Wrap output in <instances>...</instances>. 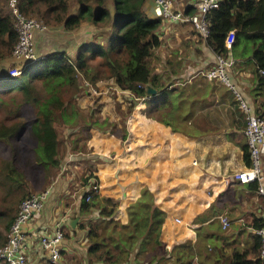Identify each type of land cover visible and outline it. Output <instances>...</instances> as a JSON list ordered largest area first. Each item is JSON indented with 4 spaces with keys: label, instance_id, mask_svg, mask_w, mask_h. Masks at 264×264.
Returning a JSON list of instances; mask_svg holds the SVG:
<instances>
[{
    "label": "trees",
    "instance_id": "obj_1",
    "mask_svg": "<svg viewBox=\"0 0 264 264\" xmlns=\"http://www.w3.org/2000/svg\"><path fill=\"white\" fill-rule=\"evenodd\" d=\"M17 1L23 15L36 16L67 38L78 34L83 26L92 25L94 32L82 31L66 48L36 50L42 55L40 59L27 62L19 75H9L10 66L22 65V62L10 61L18 33L8 3L7 10L0 4V185L7 195L14 196L15 192V199L2 210L0 207V247L6 242L21 202L46 189L51 172L61 167V151L84 153L85 161H107L102 154L85 153L89 152L87 141L92 130L109 132L126 140L130 114L139 100L148 95L146 86H155L150 57L162 42L160 27L168 21L162 16L151 17L145 11L148 0ZM218 1V7L208 14L210 34L207 39L200 35L201 38L214 52H226L225 36L236 27L238 31L231 49L247 42L257 66L264 67V0ZM182 7L185 13L196 11L186 3ZM101 27L109 31L106 43L98 36L92 37ZM42 33L35 35L37 48L41 45ZM85 33L87 37L83 36ZM95 60L98 61L92 64ZM96 63L105 66L111 83L100 85L97 80L100 67ZM259 76L264 85V75ZM41 89L46 91L42 98L39 97ZM30 107H35L34 114L23 115L21 109ZM106 136L116 142L115 137ZM25 138L33 143L24 144ZM24 147L30 150V156L19 152ZM243 152L249 166L247 142L243 144ZM29 167L42 172L40 185L30 186ZM92 170L82 174L81 184L86 187L80 194L77 210L86 223L76 227L87 232L88 260L99 264H196L194 257L201 253L199 240L175 246L172 251L165 247L162 226L166 212L157 206L149 188L144 187L137 200L127 207L128 221L124 223L114 218L120 200L99 194L94 188L98 181ZM91 178L92 182L88 181ZM23 184L28 188L24 189ZM32 188L40 190L31 192ZM92 219L98 220L92 222ZM262 224H256V228ZM258 238L257 247L261 243ZM252 263L245 251L233 252L231 264ZM0 264L9 263L0 258Z\"/></svg>",
    "mask_w": 264,
    "mask_h": 264
},
{
    "label": "crops",
    "instance_id": "obj_2",
    "mask_svg": "<svg viewBox=\"0 0 264 264\" xmlns=\"http://www.w3.org/2000/svg\"><path fill=\"white\" fill-rule=\"evenodd\" d=\"M197 1L182 0L181 6H194ZM145 8L147 11L148 5ZM160 31L162 42L150 57L155 77V86H151L156 93L139 100L128 120L129 133L133 131L136 137L140 133L142 137L138 138L146 143L137 139L142 141L139 144L135 139L129 147L130 136L122 141L109 132L93 129L86 150L94 145L103 152L85 153L102 154L107 161H85L84 153L61 151L71 160L64 166L65 157L60 153L61 167L51 172L45 186L50 189L45 207L25 227L28 264H51L40 240L54 233L59 222L64 231V260L59 264L100 263L88 260L87 232L76 228L86 223L77 207L86 187L81 184L82 174L90 168L100 183L99 194L120 200L115 219L128 221L127 207L137 200L144 187L154 194L159 208H170L162 226V234L172 244L168 251L199 240L204 253L194 257L196 264H231L235 250L245 251L252 264L259 263L261 243L257 247L256 224L264 222V198L258 184L241 183L230 177L225 183L227 175L247 166L243 152L247 113L230 86L204 75L215 64L216 52L191 24L166 21ZM230 56L233 63L227 72L231 83L251 112L264 117V85L251 47L247 42L236 44ZM156 117L159 119L153 120ZM107 134L115 137L116 142L109 141ZM136 146L140 149L135 150ZM194 160H198L197 165L192 164ZM170 166L186 169L178 177L170 174ZM261 173L264 189V156ZM175 182H179L178 187H174ZM212 186L210 192L204 190ZM221 215L230 221L226 229L221 226ZM75 218L78 221L73 226ZM175 218L181 221L176 222Z\"/></svg>",
    "mask_w": 264,
    "mask_h": 264
},
{
    "label": "built area",
    "instance_id": "obj_3",
    "mask_svg": "<svg viewBox=\"0 0 264 264\" xmlns=\"http://www.w3.org/2000/svg\"><path fill=\"white\" fill-rule=\"evenodd\" d=\"M17 2V0H8L10 11L15 16V24L18 33V39L12 50V59L14 61L18 60L22 62V65L18 64L16 66H10L7 71L9 75H19L23 70L22 66H25L27 62L40 59L42 57V55L36 54V51H34L35 35L37 32H43L47 27L43 20L23 15L18 9ZM218 5V0H199L194 5L196 8L194 13H185V8L181 6L180 0H148L147 11L151 17L162 16L171 22L187 21L204 39H207L210 34V18L208 14L212 9L218 7ZM236 32L237 29L235 28H232L227 32L224 42V46L227 51L215 53V64L208 71H206L204 75L208 79H218L230 86L235 91L241 107L247 113L244 134L246 136V142L249 146L251 162L249 166L227 175L225 183H227L229 177L234 178L241 183L257 182V189L264 198V189L261 185L263 178L261 173L262 157L264 156V118L251 112L247 101L231 83L227 72L228 68L233 63L230 51L236 39ZM258 71L260 74L264 75V67H258ZM86 84L88 85L89 82L86 81ZM92 90L96 91L94 87ZM147 94V96H143L141 99H147L150 96L149 93ZM158 119V117L155 119L153 118V120ZM136 141L137 143H140L139 140L136 139ZM169 157L170 156H168L166 160H169ZM192 164L197 165L198 160H194ZM185 169L186 168L177 170L172 166L169 167L170 174L178 177H181ZM184 181L187 182L186 180ZM178 186L179 182H175L174 187ZM94 188L96 190H100V183L96 182ZM212 188L213 186L204 190L206 192H210ZM49 190V188L41 190L21 202L18 214L7 232L6 242L2 247H0V258L3 261L8 262L9 264H28L27 256L24 251L27 239L25 227L29 224L30 220L45 207ZM163 209L166 214L168 213L169 215L170 208L169 210H166L163 207ZM175 221L180 222L181 219L175 218ZM220 222L223 229L228 228L230 225L229 219L224 215L220 216ZM257 233L261 240L259 264H264V222L261 227L257 228ZM63 238L64 231L61 227V222L56 225L54 233L41 237L40 244L45 251L50 253L49 262L51 264H59L61 262L59 259L62 256L61 246ZM162 241L165 243V247L167 249L171 247L172 244L166 240L163 234ZM167 256H169V254H167Z\"/></svg>",
    "mask_w": 264,
    "mask_h": 264
},
{
    "label": "rangeland",
    "instance_id": "obj_4",
    "mask_svg": "<svg viewBox=\"0 0 264 264\" xmlns=\"http://www.w3.org/2000/svg\"><path fill=\"white\" fill-rule=\"evenodd\" d=\"M7 3H8V0H2L0 2V4L2 5V9H5V10L8 9ZM35 18H37V17L35 16ZM46 26H47L46 27V30H44L43 33H42V35H44V36H42L41 37V40H40L41 45L37 48L36 47V41H35V49H34V51L38 50V52H39V51H42L41 49H43V48H47L45 50H49L51 48H54V49L55 48H59V49L60 48H66L69 45L70 41H73L78 35L81 34L82 31L83 32H90V31L91 32H94V27L92 25H90V26H83L78 31L79 32L78 34L74 35L73 37L67 38L66 35L59 34V33H57V31L55 29H51L50 27H48L47 24H46ZM108 32L109 31L107 30V28L101 27L100 29H98V32H96L92 37L95 39V37L98 36V37H100V40H102L103 43H106V37L108 35ZM83 36L84 37H87L88 35H86V33H85ZM35 40H36V38H35ZM42 52H44V51H42ZM36 54H37V51H36ZM98 60L92 61V64H94ZM10 61L11 62H15L16 64H18L20 62L18 60L17 61H14L12 58H10ZM8 62L9 61H7L6 63L8 64ZM96 66H98V68L100 67V71H99V76L100 77H98V79H97L98 82H100V85L111 83L112 82V79L109 77L107 71L104 70L105 66L104 67H101L100 63H96ZM2 68H4V67H2ZM65 88L66 87H64V89ZM45 94H46V91L44 89H41V91L39 92V97L42 98V97L45 96ZM118 98L120 99V97H118ZM85 101H86V99L83 100V102H85ZM145 102L148 103V100L145 101ZM122 111H125V109L123 108ZM21 112H23V115H26V116L31 115L32 116V114H34V112H35V107H33V108L30 107L28 109L27 108L21 109ZM114 112L116 113V112H118V110H114ZM132 113L130 114L131 117H133V114ZM26 116H25V118H27ZM130 116H129V120H130ZM93 131H92V134H93ZM92 134H91V137L89 138V142L92 140ZM128 136H130V141H132L131 139H141V138H138V136H141V134L139 133L138 136L136 137L134 135V132L133 131H132V133H128ZM97 137H98V135H97ZM142 141L144 143H146L145 140H142ZM142 141L140 143H142ZM27 143H31L32 144L33 142L29 138H25L24 139V144H27ZM129 143H131V142H129ZM105 144H106V140H105ZM133 145L134 144L131 143L129 147H132ZM93 146L92 145L90 146V148H89L90 151L89 152H103L101 147L96 148L95 146L94 147ZM118 149H119V147H118ZM137 149H140V147L136 146L135 147V150H137ZM145 149L147 151L148 147L145 146ZM105 150H106V152H109L107 149H105ZM19 152H27V154L29 156L31 154L30 150L27 147L22 148L21 150H19ZM60 153H61L62 157H65L64 162H63V165L64 166H67V164L69 163V161L71 160V158L70 157H67V154L66 153H62V152H60ZM77 156H79V155H77ZM25 159H26V155H25ZM39 172H40V170H35V169H32L31 167L27 168V177L30 180V182H29L30 186L33 185V184H35V185H40L41 184L42 172H40V173ZM1 177L2 176L0 174V180H1ZM22 187L24 189L28 188V186L26 184H23ZM31 192H33V191L31 190ZM12 199H15V192H14V196L7 195V194H5L3 187H1V185H0V207H1V210L3 209L4 206H7L8 203H11L10 200H12ZM0 227H2V226L0 225ZM46 253H47V257L49 258L50 253H48V252H46ZM201 253L203 254L204 253V250H202ZM59 260L60 261H63L64 260V257L61 256ZM69 262H72V261L69 260ZM73 264H76V261L73 262ZM132 264H133V262H132Z\"/></svg>",
    "mask_w": 264,
    "mask_h": 264
},
{
    "label": "water",
    "instance_id": "obj_5",
    "mask_svg": "<svg viewBox=\"0 0 264 264\" xmlns=\"http://www.w3.org/2000/svg\"><path fill=\"white\" fill-rule=\"evenodd\" d=\"M146 92L149 93V94H154V93H156V90L150 84H148L146 86ZM77 221H78V218H75L72 221V225L75 226V224L77 223Z\"/></svg>",
    "mask_w": 264,
    "mask_h": 264
},
{
    "label": "clouds",
    "instance_id": "obj_6",
    "mask_svg": "<svg viewBox=\"0 0 264 264\" xmlns=\"http://www.w3.org/2000/svg\"><path fill=\"white\" fill-rule=\"evenodd\" d=\"M238 31V30H237ZM234 44V43H233Z\"/></svg>",
    "mask_w": 264,
    "mask_h": 264
}]
</instances>
